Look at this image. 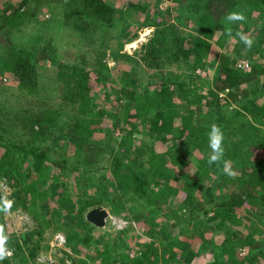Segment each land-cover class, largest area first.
<instances>
[{
    "label": "rangeland",
    "instance_id": "obj_1",
    "mask_svg": "<svg viewBox=\"0 0 264 264\" xmlns=\"http://www.w3.org/2000/svg\"><path fill=\"white\" fill-rule=\"evenodd\" d=\"M21 1L0 0V20L11 11L13 5ZM105 1L116 4V8L128 3H140L144 8L140 12L135 7L129 8V16L121 18L123 20L119 23L121 12L118 10L117 26H109L106 32L102 31V27H89L83 31L77 25H80L79 21L75 23L73 16L68 17L71 13L67 0H28L22 10L32 12L29 15L31 19L27 17L26 22L13 31L9 29L11 36L20 43L39 35L40 45L39 49L36 48L40 53L36 62L38 79L35 92L30 94L23 90L19 80L13 77V69L0 73V104L8 112L13 107L15 112L11 121H8L11 128L7 143L0 146V155H7L6 167L0 168V197L7 196L14 201L11 212L1 214L6 234L16 237L15 241L23 245L22 251L16 249V257H21V252L31 254L30 251H33L36 257L29 264H79L76 260L88 259V255L96 249H104V244L119 250L127 245L134 256L137 240H141L145 234L149 235L146 231L154 235V229L161 226V229L167 230L166 233H171L173 241L191 242V251L201 263L225 260L220 247L223 236L213 230L204 231L213 223L207 221V216L203 217L202 208L209 207L212 199L223 198L228 201L234 189L212 187L207 182L205 188L195 194V200L190 202L186 201L183 193L184 177H180L177 182L180 191L170 197H163V201L170 200L168 204H162V200L154 202L148 193H151L150 187L157 185L149 180L153 176L151 173L155 175L157 164L152 166L149 160L167 144L155 137L158 132L153 127L152 118L146 120L142 115L137 120L136 97L147 90L155 92L154 105L157 106L159 99L156 91L159 87L168 82L175 88L177 81H183L184 89L197 87L198 93L203 95V92L215 87V77L223 62L231 63L241 70H247L253 62L261 64L259 50L246 48L236 33L246 34L256 43L255 39L259 37L254 23L255 19L263 17V12L259 8L248 14L246 7L249 6L245 1L229 7H226L229 2L225 0ZM262 2L260 7L264 5V0ZM231 11L242 12L246 19L231 25L233 38L229 39L224 31V17ZM105 23L108 24L107 21ZM158 35L165 39L166 42L162 43H167L169 48L179 44V41H175L178 37L181 41L187 38V42L194 41L195 37L206 39L208 52L203 54L204 59L198 60L194 55L180 59L181 56H172L171 51L162 48L153 51L151 48L155 46L160 48L162 38ZM157 36L160 41H150V38ZM8 37L7 34L0 37L1 51ZM43 55L54 58L57 63H51ZM59 64H69L90 72L86 87L88 99L93 111L106 112L102 118H96L95 123L84 125L82 121L91 118L84 117L85 114H73L71 105L63 100L70 87L61 84ZM102 64H107L108 70ZM97 70L108 76L98 81ZM187 74L189 76L185 77ZM244 86L247 87L246 84ZM131 91L133 95L129 96ZM230 93L225 90L218 95V99L229 110L237 108L235 98L240 101L243 96L236 90L233 95ZM42 101L54 109V116L57 115L55 120L47 121L42 117L45 112ZM263 101L261 97L259 103ZM155 111L154 108L152 113ZM29 118H33V121L28 122ZM151 125L153 131L149 132ZM256 125L258 130L262 129L258 132L264 133V125ZM78 126L81 128L78 129ZM178 135H174L172 142L179 141ZM20 145L43 151L42 156L46 158L35 157L29 151L25 153ZM26 147L25 150H28ZM259 147V140L254 141L252 149L257 151ZM176 148L183 154L180 158L182 170L188 173L199 170L205 175L210 173L209 167L202 162L204 156L198 148L187 142L179 143ZM166 160L170 164L173 162L170 156ZM252 161H256L252 164L256 171H264V152ZM233 172L240 176L243 171ZM17 173L19 180L13 177ZM137 175L139 180L146 183V194L138 193L133 187H124L125 183L129 184L127 181L135 185ZM98 186L108 189V192L103 193L110 196L112 202L119 203V212L105 205L107 198L103 199L100 207L107 210L108 216L100 226L87 219L91 208L94 209L87 207L80 217L87 219L90 224L83 219L84 226L76 229L81 233V241L77 238L67 240L68 223L55 213L62 210L64 214L71 207L70 210L73 209L76 214L81 210L80 201L96 195ZM24 193L27 196L22 199L20 196ZM182 201L193 205L184 206ZM252 209L247 205L236 208L238 220L235 226L238 225L241 232L251 233L259 240L264 236V213L260 211L255 214ZM152 221L157 224L154 229L149 226ZM87 227L89 232L83 233L81 229L86 230ZM202 231L205 236L198 234ZM37 245L38 248H33ZM158 245L162 247V243L158 242ZM207 246L214 251L206 250ZM6 248L13 255V250ZM236 251L241 256L246 254L242 246L237 247ZM116 252L119 257L120 253ZM167 252L169 257L179 255L176 249H168ZM88 263L101 264L95 258L88 260ZM115 264H121V261L118 263L115 260ZM257 264H264V259Z\"/></svg>",
    "mask_w": 264,
    "mask_h": 264
},
{
    "label": "trees",
    "instance_id": "obj_2",
    "mask_svg": "<svg viewBox=\"0 0 264 264\" xmlns=\"http://www.w3.org/2000/svg\"><path fill=\"white\" fill-rule=\"evenodd\" d=\"M27 1L28 0H22L18 5H13L11 11L0 20V37L4 36V34L9 36L6 46L3 47L2 51L0 50V73L7 71V69H13V77L19 80L25 92L32 94L35 92L38 79L36 62L40 53V51H38L40 46L38 44L39 35L30 37L22 41V43L16 42L14 37L11 36V30L13 31L17 26L24 24L26 18L32 13L26 9L22 10L25 5H27ZM225 1L229 2L226 7L245 1L249 6V8L246 7L248 14L254 9L259 10V8L263 12L262 18L255 19V31L259 39H255L257 41L252 47V49L259 50V54L262 57L261 64L253 62L247 70H241L234 67L231 63L223 62L215 77V87L208 92H203V95L198 93L197 87L184 89L185 84L183 81H177L175 88H172L168 82L159 87L156 91L159 99L157 106L154 105L155 92L153 93L147 90L136 97L137 120L142 115L145 116L146 120L152 118L154 123L153 127L158 132V136L155 137H159L161 143L167 144V146H164L163 149L161 148L156 155H152L149 160L152 166L157 164L158 168L155 169V175L151 173V176H153L152 179L149 180L150 182L154 181L157 185L150 187L151 193H148L149 196L154 198V202L162 200V204H168L170 200L163 201V197H170L171 194L180 191L177 187V182H179L180 177H184L185 189H183V193L186 196V201L190 202L195 200V194L200 192V189L202 191L207 182H209L212 187H218L220 189L221 187H225V189L229 190L234 189L228 201L222 200L223 198L219 200L212 199V202L209 203V207L202 208L201 206L204 211L203 217L207 216V221L213 223L210 228L204 229V231H214L223 236L220 247L222 248V255H224L223 259L225 260L215 259L201 263V260L198 261L195 253L191 251V242L187 240L181 242L173 241L171 239V233H166L167 230L164 228L161 229V226L160 228L158 226L155 228L157 224L152 221L149 226L150 228L152 227V229L155 228L154 235L146 231L149 235L145 234L141 240H137V251L134 256L131 255V249L127 247V245L119 250L109 244H104V249H96L95 252L93 251L88 255V259L76 260L77 263L89 264L88 260L95 258L100 260L101 264H115V260H118V263L121 261V264H160V262H164V264H257L264 259V236L257 240L253 234L241 232L238 229V225L235 226L238 220L235 209L242 205L253 208L252 210L255 214H259L260 211L264 213V171L258 172L252 165L256 162L252 160L257 157L258 154L261 155V152H264V133L258 132L262 129L258 130L256 125L257 123L264 125V101L259 103L261 97L264 98V5L260 7L261 3H263L262 0ZM66 3L69 5L71 13L68 14V17L72 18L73 16L75 23L79 21L80 25H77L83 31L89 27H93V29L102 27V31L106 32L109 26L115 28L117 24L123 20L121 18L129 16L130 13H127L129 8L135 7L139 12L144 8L140 3H128L122 6V8H116V4H109L105 0H67ZM118 10H120L119 13L121 12V16L117 23ZM85 17H87V19H85ZM105 21H107L108 24H106ZM9 29L11 30L9 31ZM158 36L162 38L161 41ZM158 36L157 38H150L151 42L155 40L153 43L160 41V44L158 43L160 48L155 46L151 48L153 51L162 48L163 50L171 51L172 56H181L180 59L187 58L189 55H194L198 60H201V58L204 57L203 54L208 52L207 40L201 39L200 37H195V40L192 42H187V38L181 41V38L178 37L175 41H179V44L169 48L167 43H162L166 42L165 39L160 35ZM36 48L38 49L36 50ZM153 51L152 53H154ZM43 58H48L51 63H57L54 58H49L48 55H43ZM102 66L108 70L107 64H102ZM97 72L98 81L108 76L107 73L100 74L98 70ZM58 76L61 80V84H68L70 87V90L65 93L63 100L71 105L72 113L85 114L84 117L91 118L87 120L84 119L82 121L84 125L95 123L96 118H102L105 115L106 112L104 111H93L94 109L88 99L86 87L90 76L89 71L84 68L78 69L69 64H59ZM188 76V74L185 75V77ZM245 84L247 87L244 86ZM225 90H229V93L231 92L230 95H233L234 90L243 95L240 101L235 98V101L238 103L237 108H230L229 110L226 105L222 104L218 99L219 92ZM128 95L132 96L133 92H129ZM43 104L45 105L43 107L45 112L42 114V117L47 121L55 120L57 115L54 116V109L47 103ZM6 106H8V104H6ZM154 108L156 111L152 113ZM18 112L19 111H16V113ZM14 114L13 107H11L10 112H8L5 110L4 105L2 103L0 104V146L7 143V136L10 135L11 128L8 121H11ZM31 115L33 116V114ZM27 121L31 122L33 118H29ZM176 122L178 125H176ZM213 124L218 125L223 132V147L225 149L224 160L229 162L232 171L236 170L239 172L242 170L243 172L240 173V176H229L225 174L223 171V163H221L220 166L216 164L209 166L208 159L211 154L209 133L211 131V125ZM153 127L152 125L150 126L149 132L153 131ZM77 128L80 129L81 126ZM75 131L78 132V130ZM175 134H179V141L172 142ZM168 136H170L169 142L167 140ZM257 140L260 142V147L255 151L252 149V145L253 142ZM184 142L192 144L194 148H198L204 156L202 162L210 169L209 174L205 175L199 170L188 173L181 169L182 165L180 164V158L183 157V154H181V150L176 147H178L179 143L182 144ZM162 145L163 144H160V146ZM20 146L25 153L29 151L35 157L46 158L42 156L43 151L38 152L34 147L28 149L26 146L28 150H25L24 146ZM3 148H6V146H3ZM3 155H0V168H5L7 165V155ZM168 156L173 158L174 163L172 162L170 164V162L166 160ZM157 157L158 161L156 160ZM144 163L145 162L142 164ZM249 168L252 170H249ZM245 169L247 171H244ZM13 177L18 179L19 173ZM127 182L129 184H124L125 189L133 187L138 193L144 192L146 194V183L142 179L139 180L138 175L135 185L129 181ZM103 192H108V189L98 186L96 195L90 199L80 201L82 204L81 210L77 211L76 214L73 213V209L70 210L71 207H69L68 211L64 214L62 210L55 213L60 219L68 223L66 227V232L68 234L67 240L72 241V238H77L78 241H81V233L76 229L84 226L83 219L87 224H90L87 219L80 217V215L87 210V207H100L103 204V199L107 198L104 204L113 211L116 210L119 212V203L112 202V198ZM26 196L27 193H24L20 197L24 199ZM66 197L71 199V197L67 195ZM186 201H182L184 206L193 205L192 203L186 204ZM63 207L64 206L61 205L62 209ZM211 212L213 213L211 214ZM2 222L3 216L0 213V224L3 225ZM188 226L191 228L189 222ZM193 227H195V225H193ZM185 228L187 227L185 226ZM81 231L83 233L89 232V227H87L86 230L81 229ZM198 234L205 236L203 231L200 233L198 232ZM6 235L8 236V234ZM15 239L16 237H9L6 246L13 250V255L7 256L5 259L1 260L2 264H21V262L29 264L34 260L36 255H34L33 251H30L31 254L21 252V257H16L18 253L16 249L18 248L22 251L23 245L15 241ZM158 242L162 243V247L158 245ZM239 246L245 247L246 254L244 256H241L236 251ZM33 248H38V245ZM206 248V250L214 251L212 247L207 246ZM168 249L178 250L179 255L169 257L167 252ZM116 250L120 253L119 257L116 256ZM64 264L66 263L64 262Z\"/></svg>",
    "mask_w": 264,
    "mask_h": 264
},
{
    "label": "clouds",
    "instance_id": "obj_3",
    "mask_svg": "<svg viewBox=\"0 0 264 264\" xmlns=\"http://www.w3.org/2000/svg\"><path fill=\"white\" fill-rule=\"evenodd\" d=\"M246 19L242 12L231 11L225 17V35L229 38H233V29L231 25L237 22H243ZM237 36L244 43L246 48L251 49L253 47L254 41L246 34L237 32ZM209 147L211 149V154L208 159L209 166L216 164L220 166L223 163V171L229 176H234L235 173L231 170L230 164L227 160H224L225 149L223 147V132L220 127L216 124L211 125V131L209 133ZM14 201L9 200L7 196L0 197V213L5 215L11 212ZM9 237L5 234V229L2 224H0V260L5 259L10 256L11 253L7 250L6 245Z\"/></svg>",
    "mask_w": 264,
    "mask_h": 264
},
{
    "label": "water",
    "instance_id": "obj_4",
    "mask_svg": "<svg viewBox=\"0 0 264 264\" xmlns=\"http://www.w3.org/2000/svg\"><path fill=\"white\" fill-rule=\"evenodd\" d=\"M108 216V212L106 209L102 207H97L92 209L87 214V219L96 225L102 226L105 223V218Z\"/></svg>",
    "mask_w": 264,
    "mask_h": 264
}]
</instances>
